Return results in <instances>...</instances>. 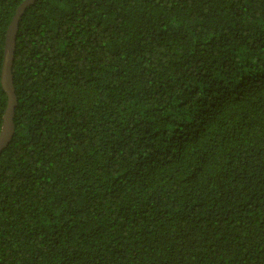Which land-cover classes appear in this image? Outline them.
<instances>
[{"label": "trees", "instance_id": "1", "mask_svg": "<svg viewBox=\"0 0 264 264\" xmlns=\"http://www.w3.org/2000/svg\"><path fill=\"white\" fill-rule=\"evenodd\" d=\"M15 43L0 264H264V0H36Z\"/></svg>", "mask_w": 264, "mask_h": 264}, {"label": "water", "instance_id": "2", "mask_svg": "<svg viewBox=\"0 0 264 264\" xmlns=\"http://www.w3.org/2000/svg\"><path fill=\"white\" fill-rule=\"evenodd\" d=\"M36 0H24L18 7L15 16L11 22V25L6 35V45L4 50V60L1 73V85L7 95V106L3 117L2 128L0 132V154L11 143L15 134V109L17 105L15 89L13 85V63L15 52V39L18 31V23L21 15L24 13L27 7L33 4Z\"/></svg>", "mask_w": 264, "mask_h": 264}]
</instances>
